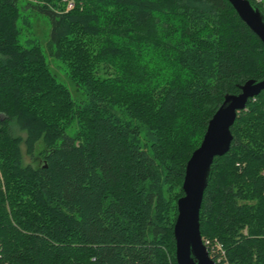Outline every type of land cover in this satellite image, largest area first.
<instances>
[{
	"label": "trees",
	"instance_id": "trees-1",
	"mask_svg": "<svg viewBox=\"0 0 264 264\" xmlns=\"http://www.w3.org/2000/svg\"><path fill=\"white\" fill-rule=\"evenodd\" d=\"M29 10L84 101L21 43ZM263 79L264 43L227 0H0L1 263L178 264L187 164L226 96ZM12 122L30 153L45 141L42 167L23 166ZM232 135L201 233L216 263L264 264V92Z\"/></svg>",
	"mask_w": 264,
	"mask_h": 264
},
{
	"label": "water",
	"instance_id": "water-1",
	"mask_svg": "<svg viewBox=\"0 0 264 264\" xmlns=\"http://www.w3.org/2000/svg\"><path fill=\"white\" fill-rule=\"evenodd\" d=\"M227 1L264 43V16L260 10L249 0ZM263 92L264 79L250 80L242 86L241 94L226 96L223 105L209 122L201 146L187 164L183 183L184 196L178 201V216L174 229L178 264H217L204 243L200 222L212 166L216 158L224 157L231 151L234 140L232 127L239 114L247 109L250 100Z\"/></svg>",
	"mask_w": 264,
	"mask_h": 264
},
{
	"label": "rangeland",
	"instance_id": "rangeland-1",
	"mask_svg": "<svg viewBox=\"0 0 264 264\" xmlns=\"http://www.w3.org/2000/svg\"><path fill=\"white\" fill-rule=\"evenodd\" d=\"M260 1V0H258ZM264 1V0H262ZM25 2L21 3L25 6ZM20 29L22 30L21 43L26 47L29 43L34 42L40 44L42 47L47 62L49 63L52 74L58 79L59 83L66 87L72 98L81 102L84 101V95L82 90L78 88L70 78V68L64 62L53 59L48 50V43L51 34V24L46 17L36 15L32 11H23L22 19L19 22ZM77 124L74 123L69 129L68 133L73 135L76 132ZM11 132L14 138L20 139V151L23 160V166H31L33 168H40L45 164V141L41 138L35 143V150L33 153L29 152L27 146L29 133L26 130H22L17 122L11 123ZM1 177V176H0ZM2 178V177H1Z\"/></svg>",
	"mask_w": 264,
	"mask_h": 264
},
{
	"label": "built area",
	"instance_id": "built-area-1",
	"mask_svg": "<svg viewBox=\"0 0 264 264\" xmlns=\"http://www.w3.org/2000/svg\"><path fill=\"white\" fill-rule=\"evenodd\" d=\"M72 7H73V5L70 4V5H69V9H71ZM204 243H205V242H204ZM208 243H209V242H208ZM205 245H206V247H207V244H205ZM222 262H223V259H220V260H219V263L223 264ZM219 263H217V264H219ZM224 264H228V263H224Z\"/></svg>",
	"mask_w": 264,
	"mask_h": 264
},
{
	"label": "bare ground",
	"instance_id": "bare-ground-1",
	"mask_svg": "<svg viewBox=\"0 0 264 264\" xmlns=\"http://www.w3.org/2000/svg\"><path fill=\"white\" fill-rule=\"evenodd\" d=\"M209 251V250H208Z\"/></svg>",
	"mask_w": 264,
	"mask_h": 264
}]
</instances>
